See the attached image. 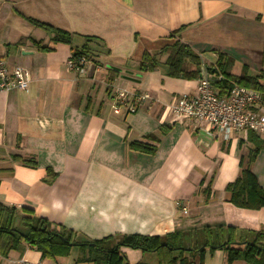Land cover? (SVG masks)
I'll return each mask as SVG.
<instances>
[{
	"label": "crops",
	"instance_id": "crops-1",
	"mask_svg": "<svg viewBox=\"0 0 264 264\" xmlns=\"http://www.w3.org/2000/svg\"><path fill=\"white\" fill-rule=\"evenodd\" d=\"M25 18L74 35L73 44L37 50L32 41L48 45L51 36ZM183 26L180 40L200 56L205 73L222 52L234 59L233 75L244 66L250 76L264 75V0H0V58L31 76L26 91L0 94V203L33 208L88 241L188 234L204 225L264 230V208H236L226 192L254 148L249 134L224 141L190 122L173 124L166 108L174 96L194 94L199 80L167 76V55L156 71L139 72L144 52L158 53ZM86 38L101 40L100 51L85 74L70 72L72 48H82ZM121 89L151 100L136 113L116 115L113 98ZM133 141L156 152L131 151ZM48 167L58 174L51 185L44 182ZM250 169L264 189V149ZM60 259L66 258L42 259L25 244L0 264H63ZM204 264H228L227 255L207 252Z\"/></svg>",
	"mask_w": 264,
	"mask_h": 264
},
{
	"label": "trees",
	"instance_id": "trees-1",
	"mask_svg": "<svg viewBox=\"0 0 264 264\" xmlns=\"http://www.w3.org/2000/svg\"><path fill=\"white\" fill-rule=\"evenodd\" d=\"M34 27L51 36L50 44L32 41L34 47L42 52H51L58 44H73L74 35L54 28L48 24L31 18H25ZM185 26L170 33L168 40H173L158 53L144 52L139 72L156 71L161 65V57L167 55L164 65L167 76L176 79L200 80L205 73L200 56L192 48L180 40ZM90 44L94 46L91 47ZM102 46L97 38H86L82 48L73 47V56H87L90 61ZM109 54V51L107 52ZM217 63L207 69L213 77V85L219 95L226 96L234 86L258 91L264 102V75L250 76L246 66L240 76L232 74L234 59L222 52H216ZM114 73L119 72L114 70ZM126 77V76H125ZM128 77V76H127ZM249 140L254 143L247 160L241 159V174L226 187L228 202L243 210H260L264 208V189L259 184L250 165L264 149V140L254 132H249ZM134 152L153 155L156 147L133 141L128 144ZM12 159L26 167L37 168L34 159H23L13 155ZM58 174L51 167L47 168L44 182L51 185ZM204 193L209 194V190ZM196 229L185 234L182 231L169 233L163 237L143 235L108 236L101 240H81L79 234L64 226L54 224L38 216L35 209L7 206L0 203V257L7 258L13 251H21L25 244L41 253L42 259L57 260L69 258L73 249L78 248L79 255L74 264H129L123 248L151 253L157 256L158 264H204L205 255L223 251L227 255V263L243 261L246 264H264V230H242L225 225H204L201 238ZM146 264V263H137Z\"/></svg>",
	"mask_w": 264,
	"mask_h": 264
},
{
	"label": "built area",
	"instance_id": "built-area-1",
	"mask_svg": "<svg viewBox=\"0 0 264 264\" xmlns=\"http://www.w3.org/2000/svg\"><path fill=\"white\" fill-rule=\"evenodd\" d=\"M90 63L87 56H71L66 67L70 72L83 75ZM30 83V73L24 67L10 69L0 58V94L13 89L26 91ZM150 100L149 94L121 89L115 92L112 111L116 115L123 111L133 114ZM166 112L173 124L185 125L190 122L197 131L211 139L220 137L229 141L233 135L241 134L246 140L251 131L264 138V102L261 94L234 86L226 96H221L209 73H204L194 94L174 96ZM178 206L183 213H187L185 207L181 204Z\"/></svg>",
	"mask_w": 264,
	"mask_h": 264
},
{
	"label": "rangeland",
	"instance_id": "rangeland-1",
	"mask_svg": "<svg viewBox=\"0 0 264 264\" xmlns=\"http://www.w3.org/2000/svg\"><path fill=\"white\" fill-rule=\"evenodd\" d=\"M74 47H78V46L74 44ZM195 231L197 232V237L201 238V233H200L201 230H198V231L195 230ZM127 251L129 252L127 259H128V262H130L131 264H137L139 262L146 263V264H158L157 256L155 254H151V253L143 254L141 251L131 250V249L129 250L127 249ZM78 255H79L78 248H74L69 258L60 259V260L63 264H74Z\"/></svg>",
	"mask_w": 264,
	"mask_h": 264
}]
</instances>
